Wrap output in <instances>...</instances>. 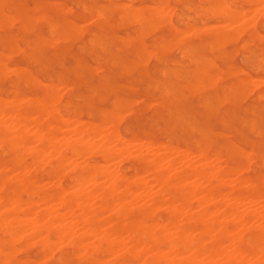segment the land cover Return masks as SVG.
I'll use <instances>...</instances> for the list:
<instances>
[{
  "label": "bare ground",
  "instance_id": "bare-ground-1",
  "mask_svg": "<svg viewBox=\"0 0 264 264\" xmlns=\"http://www.w3.org/2000/svg\"><path fill=\"white\" fill-rule=\"evenodd\" d=\"M159 1L157 0V2ZM172 1L174 2V0ZM179 1L178 3H180ZM128 3L132 5V3L130 2ZM215 3L217 2H214L212 5L214 6ZM219 3L221 2H218L217 4L218 8H220V5L222 6V3L221 4ZM79 4L81 3L79 2ZM165 4L163 5V7L165 6ZM114 5L116 6V4ZM146 5L147 6L145 7H139V8H144L146 10L149 4ZM115 6H113V9ZM82 7L84 6L82 5ZM186 7L188 10L189 7L185 6V8ZM181 8L182 6L180 7V10ZM214 8H216V4L215 7H213V10ZM151 9H153L152 6ZM95 10L97 9L95 8ZM150 10L147 11V14L149 13ZM125 11H129V8ZM165 11L163 10L162 14H165L163 13ZM98 12H100V10L97 11V14L99 15ZM100 13L102 14L104 13V11H101ZM143 13L140 15L141 17L144 16ZM167 13L166 15L170 14L171 12L169 11V13L168 14ZM242 13H240L239 15H241ZM259 13H261L260 10ZM18 14L16 13L15 15L18 16ZM217 14H219V12ZM127 15L126 16L121 15L122 18L121 17L119 18L122 20L124 19V17L126 18ZM196 15L198 16L199 14ZM232 15L234 16L232 20L235 21L236 20L235 14L233 13ZM237 15L238 14H236V16ZM97 16L91 18H96L98 20V18L101 17L100 16L97 18ZM148 16L149 15H146V17ZM19 17L21 16L19 15ZM33 17L38 18L37 16H33ZM134 18L137 19V17ZM157 18H159V16L156 17V19L154 18L153 21L157 20ZM165 18L166 16L162 19ZM239 18L240 17H238L237 19ZM10 19L8 18L9 21H11ZM23 19L25 23H23V25H21L20 23V25L22 26V33H23V29L24 30L30 29V28H26L27 26L24 27L26 24L28 25V23L30 22L29 17L28 18L23 17ZM129 19L128 21L131 23L132 20ZM8 20L7 17L6 19H1L0 24H2L1 21L3 22L6 21L9 24ZM93 21L96 24L95 19L92 20V22ZM149 21L150 19L148 20V22ZM157 21H159V19ZM133 22H137V20H134ZM150 22L151 24L153 23L152 20ZM229 22H230V18H229ZM138 23L139 24L141 23L140 20L136 24ZM67 24L71 25V23L70 24L67 23ZM72 24L74 27L76 23H72ZM164 24H166V22ZM20 25L18 26L19 28H21ZM240 25L241 24H239V26ZM97 26L102 28V26L99 25ZM158 26L160 25H157V27L155 25L156 28H158ZM171 26L172 28L176 27L174 25ZM215 26H217V24ZM242 26L243 23L240 26V29L242 28ZM16 27L17 26H15V28ZM67 27L69 29V26ZM149 27L150 30H152V32L155 31L151 29V27H153V24L152 26L149 25ZM209 27L208 30H210L212 33V29H209ZM236 27H238V25H235V29H237ZM184 28L182 31V35L184 32ZM224 28L226 29L225 26ZM76 29L74 28V30H70V29L69 30L70 32H72L73 36L77 35L82 37V34L80 35L79 34L80 32L78 31H77L78 34L77 33L75 34ZM135 29L136 28H134V32L136 34L137 30ZM148 29L145 32L149 33ZM197 29L195 31H197ZM205 29L207 30V28ZM220 29H217V31L216 29L213 30L214 31L213 33L219 32V34L221 33L220 36H225L224 35L226 33L224 32L225 29L223 31ZM16 30L18 31V29ZM140 30H142V28H140ZM174 30L175 33H177L176 28ZM190 30L193 31L192 29ZM232 30L234 31L233 27ZM142 31L139 32L138 34H141L145 37V33H142ZM89 33L90 32H88L87 34ZM230 33L231 35L229 34V36H233L231 38H233L232 40H234V35L232 34L233 32L231 31V29H230ZM235 33H238V31ZM15 34L18 35L17 33ZM187 34L188 33H186V35ZM250 34L251 33H249L248 35ZM66 35L68 36L65 38L71 37L70 36L71 34H69V32L66 33ZM51 36L54 35L51 34ZM216 36L215 38H217ZM220 36L218 37L219 39ZM23 37L24 36H22V38ZM178 37L180 38V36ZM56 38L59 39V35ZM62 38L63 37H61V40ZM129 38H133V37L129 36ZM173 38H171V40ZM218 38H217L218 45L216 48L219 47ZM228 38L231 40L230 37ZM53 39L54 37L52 38V40ZM161 39H163L162 36ZM183 39L180 38L179 41L180 40L182 41ZM89 40L90 39H88V42ZM175 40H177V42L175 41V43H178V39L176 38ZM37 41L35 44H37ZM226 42H228V40ZM92 43L94 42L92 41ZM169 44H171V46L174 45L169 40V43L166 44L168 46L164 48L165 52L168 51V49L171 50V48H168L171 47L169 46ZM13 45L14 44H12V46ZM153 45L156 46V44ZM166 45L165 43L160 44V46H166ZM224 45L223 46L221 45L220 47H224ZM176 46L178 49L179 45L177 44H175L172 47L174 48ZM184 47H186V45ZM186 48L187 50L186 51L184 50V52L188 54L187 51L189 48L188 47ZM31 49L33 48L31 47ZM16 50H18V48H16ZM149 52L150 51L148 50V53ZM153 52L152 55L154 54ZM157 52L158 51H156L155 55H157ZM138 53L136 57H139ZM162 54L163 52H161V55ZM207 55H208V51H207ZM97 56L99 55L97 54ZM1 57L2 56L0 55V70H4L6 67V63L5 60L2 59ZM4 57H11V56H7L6 53H4ZM28 57L31 58V59L28 58L29 62L31 60L36 61L35 55L30 54V52L28 53ZM21 58H23V56ZM147 58L149 59V56ZM199 58H201V56ZM206 58L207 57H203V61H206L204 63H207V61L208 63H210L211 59L207 60ZM189 60L192 61V59ZM159 61L157 63H159ZM197 61L199 60H196L195 65H198ZM141 63L142 62H140V65ZM144 63H142V65ZM204 63L202 64V69H204L203 66L205 65ZM33 64H35V62H33ZM214 64L216 63L214 62ZM214 64L212 66H214ZM99 69L102 70V68ZM195 69L196 68H194V70ZM174 70L173 72L177 73L176 72L177 70L175 71ZM10 71L12 70L9 69L6 76L10 75ZM19 71H20L19 78L17 82L21 81L26 87L29 88V92L25 95H21L19 94V92L15 91L8 99L0 96V149L3 150L4 153L3 155L4 157L0 158V264H16L15 260L13 259V253L15 255V252H17L16 246L22 243L33 244L36 247L38 246L39 250L43 253L44 251L46 252L47 249L49 250L52 244H54L55 247L57 246L55 245L56 243H58V245L60 244V246L62 244H66L68 247H70V251L75 256L80 257L81 255L88 261L89 264H94L98 262L104 256H113L112 258L115 259L118 264H264V175L261 174V175L250 176L245 174V168L247 167V162L249 165V161H248L249 159L247 158L248 155L245 156L247 153L244 154V156L248 159L246 161V165L244 166L243 163L241 161H238L236 157L238 155L242 156L243 153L240 152L238 148H236L237 146L234 147V145L225 146V147L221 146L220 149H215L213 151H210L209 149L210 145H208L207 142H204L198 144L194 151L195 154L191 155L192 152H189L188 151L189 149L188 150L179 149L178 148L179 146L177 145H172L169 143L166 144L164 142L161 143L151 138H148L146 140L144 139L143 142L141 141L143 139H139V138H134V139L125 138L118 129V123L120 118L117 119L114 112H110V113L102 112L103 114L95 122L83 120L80 118L79 107L75 105L71 106L67 102L64 103L61 102L57 92L58 85L51 84L53 83L51 81L52 79L51 77H50L51 79L48 77L51 83L41 84L40 83L41 80L39 79L40 81L39 80L37 81V78H35L36 79L35 80L30 72L21 71V70ZM54 71L56 70H53V73ZM233 71L234 70H232V72ZM0 73L3 72L1 71ZM242 73L241 75H243ZM209 74H212L209 78L211 79V77H213V74L215 73H209ZM161 75H163V72ZM227 75L232 76L231 73L230 74L228 73ZM216 77H214V79ZM219 77L222 78V76ZM238 80L243 82L242 83L243 85L241 84L242 86L244 87L247 86L244 85V81H242L241 78L237 79V81ZM132 81L134 82V80ZM201 81L200 84L204 80L202 82ZM205 81H207V79H205ZM210 81H212V79ZM217 82H219V80L216 81L215 83ZM238 84H240V82ZM10 85L13 86L12 84ZM157 85L158 84H155V87ZM205 85L207 84L205 83ZM205 85L204 88H206ZM252 86L249 85L250 88H252ZM67 87L73 88L71 85ZM165 87L166 86H164V88ZM207 87L209 88L210 86L207 85ZM230 87L228 86L229 90L231 89ZM200 88L203 89V87ZM34 89H38L39 92L33 91ZM61 89H63V87ZM224 89H226V87L223 86L222 90ZM244 89L245 88L242 87L241 90L239 91H243ZM145 90L146 89H144V91ZM155 90H157V88H155ZM248 90L249 89H247V92H249L252 89H250L249 91ZM236 91L237 89L234 92ZM243 92L241 93V95H243L244 97L245 96L244 94L247 92L245 90ZM162 93L164 95L166 94L164 91H162ZM200 94H198L197 96H199ZM223 94L227 96L229 92L228 94L225 93ZM248 94L249 93H247L246 96H248ZM263 96L264 94H262V98H264ZM222 97L224 98V96ZM205 98H206V103H209V97H204V99ZM77 99L79 100V98ZM141 99L143 100V98ZM141 99L137 101H141ZM134 100L136 102V99ZM113 101L111 100V102ZM182 101H184V98L182 99ZM224 101H226L225 98L222 100V102L224 103ZM135 102L134 105L137 104ZM229 102L231 101L229 100ZM157 103H159V101H157ZM108 105H110V103ZM150 105L151 104H149V107ZM114 108H117V106ZM163 109L165 108L163 107ZM168 111H170V109H168ZM244 112H246V110ZM128 113L130 112L128 111ZM182 114L184 115V113ZM224 115L222 114V117ZM135 118H137V116L134 115V119ZM250 121H252V119ZM253 123L254 121L252 122L251 128L254 127ZM251 128L249 131H251ZM125 131L126 130H124V132ZM176 133L177 132H175V134ZM258 134L260 133H257L256 136ZM124 135L126 134L124 133ZM259 137H261V135ZM203 139L205 140V138ZM261 145L263 146V144ZM96 156L99 157L98 160L95 159ZM125 158H130L139 164V167L137 166L138 168L134 169L135 171L131 175H127L125 171L121 169L122 167L120 168L121 164L119 165V162L120 161L122 162V160ZM161 161L162 162L165 161V163L161 164L162 163ZM248 169L247 171H249ZM42 172L43 173L45 172L46 176H42L41 175ZM66 177H68L69 179L68 184L64 183V179ZM246 203H249V206H246ZM250 204L253 206L258 205L257 206L258 208H256V210L257 209L259 210V207L261 206L260 211H254L253 208H252L253 210L250 209ZM51 249L53 250V248ZM57 249L56 251H58Z\"/></svg>",
  "mask_w": 264,
  "mask_h": 264
},
{
  "label": "rangeland",
  "instance_id": "rangeland-1",
  "mask_svg": "<svg viewBox=\"0 0 264 264\" xmlns=\"http://www.w3.org/2000/svg\"><path fill=\"white\" fill-rule=\"evenodd\" d=\"M178 1L179 0H174V2L172 0H162V1L160 0L159 2H157V0H60V1L59 0H48L47 2V0H40V1L39 0H31V1L30 0H6V3H5V0H0V20L6 19V17H7V20L8 18L9 19L11 18L10 19L11 21L8 20L9 24L6 21L4 22L1 21L2 24H0V55L2 56L1 58L5 60V63H6L5 69L0 70V72L1 71L3 72V73H0L1 75L0 76V96L8 99L11 97V95L15 91L19 92V94L21 95L27 94L29 92V88L26 87L21 81L17 82V80L19 78V72H20L19 70L28 71L31 73L34 79L37 78V81L40 79L41 81L40 80L39 81L41 84H46V83L49 84L52 81L53 83L51 84L58 85L57 92H58L61 102L63 103L67 102L71 106L75 105L79 107L80 118L83 120L95 122L103 114L102 112H105V113L114 112V114L116 115V118L121 119V122L119 119L118 129L125 138H128V139L139 138V139H143L141 140L142 142L144 141V139L146 140L148 138H151L161 143L164 142L166 144L169 143L172 145H177L179 146L178 147L179 149H186V150L189 149L188 151L192 152L191 155L195 154L194 151H195L196 146L204 142H207L208 145H210V148H209L210 151H213L215 149H220L221 146L225 147V146L234 145V147L237 146L236 148H238L240 152L243 153L242 156H239V155L236 156L238 161H241L243 165L245 166L246 161L249 159L248 160L249 165L247 162V167H246L248 169V166H249V169H248L249 171H247V169L245 168V174L250 175V176L261 175V174L264 175V163H262L264 162V153H262L264 152V147H263L264 146V98H262V94H264V39H263L264 38V4H263L264 0H219V1H216V0H211V1L201 0L200 1L199 0L200 3L198 0H180L179 1L180 3H178ZM28 2H29V5H28ZM79 2L81 4H79ZM128 2L132 3V5H130ZM160 2L162 3V5ZM214 2H217L215 4L218 10L216 8H214L213 10V7H215V4L214 6L212 4ZM218 2L222 3V6L220 5L221 11H220V8L217 7ZM163 3L165 4L164 7H163L164 5ZM114 4L118 6L116 7ZM146 4H149L146 10L144 8H139V7L147 6ZM82 5L84 7H82ZM141 5H144V6H141ZM113 6H115L114 9H113ZM151 6L153 7V9H151ZM181 6L182 8L180 10ZM185 6L189 7L188 10H187V7L185 8ZM200 6H201V9H200ZM211 6H212V9H211ZM95 8L97 10H95ZM128 8H129V11H125ZM98 9L100 10V12L104 11V13L101 14L100 12H98L99 13L98 15L97 14V11H99ZM160 9L162 11L166 10L165 12H163L165 14H162V11ZM148 10L150 11L147 14ZM259 10L261 11V13H259ZM87 11H90V12H87ZM169 11L171 12L170 14H168ZM13 12L15 14L16 13L18 14L19 12L18 16L15 15ZM218 12L220 15L217 14ZM136 13H138L139 15ZM142 13L144 16L141 17L140 15ZM166 13L168 15H166ZM233 13L235 14V19H236L235 21L232 20L234 18V16L232 15ZM240 13H242L241 14L242 16L239 15ZM127 14L131 15L132 19H131V16ZM150 14H153L154 16ZM196 14H199L200 16L199 15L197 16ZM236 14L238 15L236 16ZM19 15L21 17H19ZM41 15L44 17H42ZM121 15L122 16L127 15L126 18L124 17V19H122L123 22L119 18V17L122 18ZM146 15H149L150 18L149 16L146 17ZM155 15L156 17L159 16V18H157V20L159 19V21L157 20L153 21L154 18L156 19ZM22 16L27 17V18L29 17L30 19V22L28 23V25L26 24L24 26V27L27 26L26 28H30V29H27V30L23 29V33L25 35L22 33L21 25L25 23ZM33 16H37L38 18H35ZM96 16L97 18L100 16L101 17L98 18V20L96 18H91V17H96ZM163 16L164 17L166 16V18L162 19L164 18ZM134 17H137V19H135ZM238 17L240 18L237 19ZM147 18H149L150 21L152 20L153 27H151V29H153V31L155 30L154 32L150 30L149 25L152 26V24L150 21H149L150 23L148 22L149 19ZM181 18H182V21H181ZM229 18H230V22H229ZM91 19L92 20L95 19L96 24L94 21L92 22ZM128 19L132 20V22L130 23ZM133 19L137 20V22H139L140 20L142 25L141 23L136 24L137 22H133L134 21ZM10 22H13V23H10ZM165 22L166 24H164ZM67 23L69 24L71 23L72 26L68 25ZM72 23H76L74 27ZM242 23H243V26L245 27L244 28L242 26V28H244L245 30L242 28L240 29V26L242 25ZM94 24L96 27L94 26ZM214 24L215 25L217 24V26H215ZM239 24L241 25L239 26ZM19 25L21 28L18 27ZM97 25L102 26V28L98 27ZM155 25L156 27L157 25H160V26L156 28ZM171 25L176 26L175 28L177 30V33H175V30H174L175 28L174 27L172 28ZM209 25L211 28L209 27ZM235 25H238V27H236L237 29L239 28L238 30L235 29ZM15 26L17 27L15 28ZM67 26H69L70 30H74V28L75 29L77 28L75 30V34L76 33L78 34V32H80L79 34L80 35L82 34V37L77 36V35L73 36L72 32H70ZM202 26L207 28V30ZM224 26L226 27V29L224 28ZM200 27L204 29H201ZM208 27L209 29H212V33L214 32L213 30L216 29L217 31V29H220L221 27L223 28V29L222 28L220 29L222 31L224 29L225 30L229 29V30L227 31L224 30V32H226L224 34L225 36H220L221 33L219 34V32H215L212 34L211 31L208 30ZM232 27L234 31L232 30ZM134 28H136L135 30H137L136 34L134 32ZM140 28H142L143 31L140 30ZM146 28L147 29L149 28L148 29L149 33L145 32L147 30ZM183 28H184V32L182 35ZM16 29H18V31ZM48 29H50L51 32ZM190 29H192L193 31H191ZM196 29L198 32L195 31ZM230 29L233 32L232 34L234 35L235 41L232 40L233 38H231L233 36H229V34L231 35ZM236 30L238 31L239 35L238 33H235L237 32ZM141 31L142 33H145V37L141 34H138ZM68 32L69 34H71L70 35L71 37L65 38L68 36L66 35V33ZM88 32L90 33L87 34ZM15 33H17L18 35H16ZM49 33H51L54 36H51V34ZM186 33L188 34L186 35ZM249 33L251 34L248 35ZM58 35H59V39L56 38L58 37ZM237 35H238V38H237ZM22 36L24 37L22 38ZM129 36L133 37L134 39L129 38ZM161 36L163 37V39H161ZM178 36H180L181 39L185 37L182 40L183 42L181 40L179 41L180 38ZM215 36L217 38L220 36V39H221L220 40L218 38L219 39L218 48H216L218 45V40L217 38H215ZM53 37L54 39L52 40ZM61 37H63L62 40H61ZM173 37L174 38L176 37L178 39V43L180 44L175 43V41L177 42V40H175L176 38L174 39ZM221 37L223 38V40ZM228 37H230L232 41ZM25 38L28 40H26ZM171 38L173 39L171 40ZM88 39H90L89 40L90 43L88 42ZM226 39L228 40V42H226L227 41ZM35 40L36 41L38 40L37 44H35L36 43ZM169 40L174 45L175 44L179 45L178 49H177V46L173 48L172 46L174 45L171 46V44H169V46L171 47H168V48H171V50L168 49V51L165 52L164 48L168 46L166 44L169 43ZM92 41L94 43H92ZM161 43H165L166 46H160ZM12 44L14 45L12 46ZM153 44H156L157 47L154 46ZM28 45L31 46L33 49H31V47H29ZM185 45L186 47L189 48L187 51L188 54L190 53L189 55L184 52V50L185 51L187 50V48L184 47ZM221 45L222 46L224 45V47H220ZM14 46L18 48V50H16ZM148 50L150 52L154 51L153 52L154 54L152 55V52H151V55H150V52L148 53ZM9 51L12 53H10ZM28 51L30 52V54L35 55L36 61L31 60L29 62V59L31 58L28 57V53H29ZM156 51H158L157 55H155ZM207 51H208V55L210 54L209 56L207 55ZM161 52H163L162 55H161ZM4 53H6L7 56H11V57H4ZM137 53L139 57H136ZM97 54L99 56H97ZM22 56L24 59L21 58ZM148 56H149V59L147 58ZM152 56L154 57L159 56L160 58L159 57L154 58ZM200 56L201 58H199ZM203 57H207L206 58L207 60L211 59V62L208 63L207 61V63H204L206 61H203ZM91 59H93L94 61ZM189 59H192V61ZM196 60H199L197 61L198 65H195ZM139 61L142 63L145 62L146 64L144 63L143 64L144 66H143L141 63L140 65ZM158 61L159 63H157ZM33 62H35V64H33ZM214 62L216 64H214ZM203 63L205 64L203 65L204 69H202ZM212 63L214 64V66L215 65L216 66L215 67L212 66L213 65ZM82 65H84L85 67ZM8 68L12 71H10V75L9 76L7 75L8 76L7 77L6 74L9 71ZM24 68L27 70H25ZM99 68H102V70H100ZM194 68L196 69L194 70ZM174 69L177 70L176 71L177 73L173 72ZM53 70H56V71H54L53 73ZM232 70L234 71L232 72ZM4 71H5V74H4ZM239 71L241 73L243 72L242 73L243 75H241ZM162 72L164 76L161 75ZM209 73H215L216 76L219 75V76H222V78L219 76L216 77L215 74H213V77H211V79L212 81H214L215 79L216 80L212 82L210 81L211 79H209L212 74H209ZM228 73L229 74L231 73L232 76L231 75L228 76L227 75ZM10 76L12 79L10 78ZM149 76H151L152 78ZM48 77L52 78V79L50 78L51 81H49L50 79ZM214 77L216 78L214 79ZM131 78L132 80H134V82L131 80ZM177 78H180V79H177ZM240 78L242 81H244V85L245 86L247 85L246 87L242 86L243 82L239 80L237 81V79H240ZM205 79H207L208 82L205 81ZM217 79L219 80V82L215 83L216 81H218ZM7 80H10L11 82ZM201 80L202 81L204 80V81L202 82ZM200 81L202 82L201 84H200ZM251 81L254 82L255 84L252 83ZM239 82L240 84H238ZM205 83L210 87L208 88L207 85H205ZM10 84H12L14 88ZM63 84L65 85V87ZM155 84H158V85L155 87ZM226 84L229 87L232 85L230 87L232 89V90L230 89L231 91L229 90ZM59 85L61 86L63 85L62 86L63 89H61L62 87ZM70 85L73 88L67 87ZM204 85L208 89L204 88ZM249 85L251 86L253 85L252 88H250ZM164 86L166 87L164 88ZM223 86L226 87V89L222 90ZM200 87H203V89ZM242 87L245 88L244 90L246 92H247V89L249 90L252 89L250 91L248 90L249 91L247 92L249 93L248 96H246L247 93L244 94L245 95L244 97L243 95H241V93L244 90L243 91H239V90H241ZM155 88H157V90H155ZM144 89L146 90L144 91ZM166 89L169 92V94L166 91ZM236 89L237 91L234 92ZM33 91L39 92L38 89H34ZM94 91L96 94L94 93ZM162 91H164L168 96L166 94L164 95ZM227 91L229 92V94ZM91 93L92 94L94 93V94L92 95ZM223 93L228 94V95L226 96ZM198 94L200 95L197 96ZM222 96H224L226 100L224 101L225 104L222 102V100L224 99ZM204 97H209V103H206V98L204 99ZM77 98H79V100ZM141 98H143V100ZM183 98H184V101H182ZM134 99H136V102ZM140 99L141 101H137ZM228 99L232 102V104L231 102H229ZM241 99L243 102L241 101ZM111 100L112 101L114 100L113 101L114 103L111 102ZM170 100L172 101V103ZM157 101H159V103H157ZM134 102L137 104L134 105ZM109 103L110 105H108ZM115 103H116L117 108H114L116 107ZM149 104H151L150 107H149ZM163 107L165 109H163ZM168 109H170V111H168ZM244 109L246 110V112H244L245 111ZM128 111L130 113H128ZM168 113L169 115L170 114L171 115L169 116ZM182 113H184V115ZM222 114L223 115L225 114L223 116L224 118L222 117ZM134 115L137 116V118L134 119ZM232 117H233V120H232ZM251 119L252 121H250ZM253 121H254L253 123L254 127L251 128ZM245 122L247 123V125ZM250 128H251V131H249ZM124 130L126 131L124 132ZM175 132L177 133L175 134ZM124 133L126 135H124ZM257 133H260V134L256 136ZM260 135L261 137H259ZM243 136H246V137H243ZM203 138H205V140ZM260 143L263 144V146ZM254 150L256 151V153ZM249 151H251L253 154ZM244 154H246L245 156L248 155L247 156L248 159L244 156ZM3 155H4L3 150L0 149V158L4 157ZM95 159L98 160L99 157L96 156ZM253 159H256V160H253ZM120 162H119V165L121 164L120 168L122 167L121 169H123V171H125L127 175L133 174L135 171L134 169L139 167V164L130 158H125L122 160L121 163ZM164 163L165 161L162 162L161 164H164ZM41 175L46 176L45 172L44 173L42 172ZM64 183L66 184L69 183L68 177L64 179ZM246 206H249V203H246ZM257 206L258 205L253 206L250 204V209L253 208L254 211H260L261 206L259 207V210L258 209L256 210V208H258ZM55 245L57 246L55 247L54 244H52L49 250L47 249L46 252L44 251L43 253L39 250L38 246L36 247L33 244H25V243L18 244L16 246L17 252H15L16 251L15 250L14 251L15 255L13 253V259L15 260L16 264H30V263L31 264H89L88 261L84 257H82L80 254H79L80 257L82 258H80L79 256H75L70 251V247H68L66 244H62L63 245V246L61 245L62 248L60 244L58 245V243H56ZM19 246L20 247L22 246V247L20 248ZM27 247H29L30 249ZM51 248H53V250ZM56 249L58 251H56ZM112 257L113 256H104L98 262L94 264H118L116 260L113 259ZM18 259H20L22 263Z\"/></svg>",
  "mask_w": 264,
  "mask_h": 264
}]
</instances>
